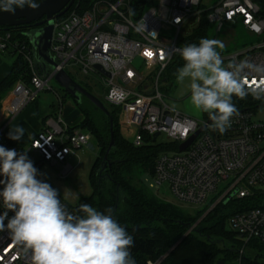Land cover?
Returning <instances> with one entry per match:
<instances>
[{
	"label": "built area",
	"instance_id": "obj_1",
	"mask_svg": "<svg viewBox=\"0 0 264 264\" xmlns=\"http://www.w3.org/2000/svg\"><path fill=\"white\" fill-rule=\"evenodd\" d=\"M132 2L101 0L83 12L74 9L55 18L49 51L56 66L45 77L34 67L32 47L14 40L10 30L0 27V51L23 55L33 71L30 83L17 82L0 107V145L26 152L40 173L38 179L46 182L41 172L45 167L57 168L59 175L66 177L73 170L68 156H78L76 150L89 144L94 138L90 131L68 126L57 111V117L47 119L25 149L9 139L5 128L40 91L53 90L50 81L59 71L77 68L79 73L97 75L102 81L105 101L119 107V130L126 140L141 146L149 138L157 142L164 137L161 143L169 148L156 160L151 188L166 183L177 198L203 207L210 204L208 210L229 197L264 193V122L255 120L252 111L240 110L231 127L220 134L210 128L208 119L197 120L170 107L160 90L176 55L174 49L201 21V0H153L140 15L133 11ZM258 12L259 6L252 0H220L210 7L207 19L216 25L217 32L225 24H242L249 33L260 36L264 35V18ZM222 57L225 66L241 60L264 63V40ZM203 125L190 146L180 151V145ZM60 197L70 212H76V206ZM3 211L0 205V213ZM228 222L230 231L244 244L264 242L263 207L244 209L230 216ZM161 259L148 260L147 264H159ZM0 264H31L30 254H25L6 232L0 233Z\"/></svg>",
	"mask_w": 264,
	"mask_h": 264
},
{
	"label": "trees",
	"instance_id": "obj_2",
	"mask_svg": "<svg viewBox=\"0 0 264 264\" xmlns=\"http://www.w3.org/2000/svg\"><path fill=\"white\" fill-rule=\"evenodd\" d=\"M97 1L101 0H75L64 15L74 9L83 12ZM152 1L134 0L133 11L140 15ZM252 1L259 6L258 16L264 18V0ZM203 9L199 25L192 34L180 40L179 46L198 44L201 38L213 39L207 19L210 7ZM35 28L30 24L6 29L12 32L14 40H22L32 47L26 33ZM12 52L16 55L15 64L10 75L0 83V99L15 82L20 80L30 83L33 75L25 57ZM183 63L176 54L167 69L168 74L175 77L176 70L182 67ZM36 71L42 73L40 68ZM80 84L92 92L86 84ZM66 96L69 94L66 93L64 99ZM75 102L83 114V119L73 129L90 131L98 146V156L89 173L92 193L82 197L76 208L83 203H88L100 211L112 207L117 221L126 227L135 240L131 253L136 264H147L148 260H157L169 251L160 264H218L219 261H224V264L228 261H236L238 264H264V242L252 240L244 244L233 232L226 229V221L233 214L255 206L264 208V193L219 202L189 234H186L208 210L210 204L190 213L156 197L139 178L142 172L154 176L158 156L169 147L153 141L152 138L147 139L141 146H135L126 140L119 130L117 106L106 105L104 102L110 112V115H106L85 96L80 100L75 99ZM233 103L239 111L252 112L264 105V101L248 98L241 100L237 97H233ZM110 117L114 122L115 145L108 154L111 165L107 164L102 170V162L111 141ZM205 119H208L207 115Z\"/></svg>",
	"mask_w": 264,
	"mask_h": 264
},
{
	"label": "clouds",
	"instance_id": "obj_3",
	"mask_svg": "<svg viewBox=\"0 0 264 264\" xmlns=\"http://www.w3.org/2000/svg\"><path fill=\"white\" fill-rule=\"evenodd\" d=\"M39 7L36 0H0V11ZM130 15L134 12L130 10ZM220 39L201 38L174 49L184 61L176 79L188 81L190 102L206 113L213 131L224 134L239 110L233 97L249 95L264 101V63L232 61L226 66ZM219 49L220 51H218ZM25 129L17 126L8 137L19 141ZM25 153L0 145V233L6 232L30 254L31 264H136L135 240L114 216V209L98 210L88 203L70 212L57 189L44 180ZM9 212L13 215L9 216ZM6 221V223H5Z\"/></svg>",
	"mask_w": 264,
	"mask_h": 264
},
{
	"label": "rangeland",
	"instance_id": "obj_4",
	"mask_svg": "<svg viewBox=\"0 0 264 264\" xmlns=\"http://www.w3.org/2000/svg\"><path fill=\"white\" fill-rule=\"evenodd\" d=\"M219 1L220 0H201V7L209 8L217 4ZM210 33L213 39H220L225 44V48L221 52V55H225L227 52L234 51L235 49L244 46V44L248 45L256 41L264 40V35L257 36L251 34L243 27L242 24H236L234 26L225 24L220 32H217L215 24H210ZM217 50L220 51L219 49ZM68 72L78 82L86 84L93 94H95L103 102H105L106 105H108V103L105 101L106 87L104 86L102 81L99 80V77L97 75L85 76L79 73L77 68H68ZM166 72L167 73H165L160 83V90L164 96L165 102L170 107L181 113L187 114L197 120H204L207 114L196 110L190 102V90L188 88V81L186 80L183 84H181L177 81L176 76L173 77L169 75L168 70ZM50 86L53 88V90L40 91L37 98L33 102H31V104H35V101L40 98V95L43 92H48V94L52 95L54 101L56 102V104H58V96L63 97L65 96L66 92L55 79H52L50 81ZM246 98H248L249 100H255L251 95ZM75 103L76 102L73 97H71L70 95L66 96V102L64 103L65 108L67 106H75ZM253 113L255 120L264 122V105L253 111ZM8 133L9 130L7 129V135ZM163 138L164 137L161 136L158 139L157 143H161ZM30 140L31 139L28 140L29 142H25L24 147L29 146ZM76 151L78 153V156L70 155L67 158V162L70 163V165L73 167V170L66 177L60 176L59 170L57 168L45 167L41 170L46 182L49 183L53 188L57 189L58 193L67 202L74 206L78 204V201L82 197H87L92 193L89 173L95 159L98 156V146L95 139L92 138L89 141L88 145L84 146L83 148L77 149ZM139 178L141 179L144 186L147 187L148 190L153 192L156 197L166 202L172 203L180 209L186 210L190 213H195L196 211L202 209L204 206L189 203L177 198L169 189V186L166 183L156 185L154 188H151L149 186V183L154 180V177L149 173L142 172L139 174ZM222 186L223 182L219 185V188H222ZM212 196L213 195H211V198ZM201 217L194 225H197L203 220L204 217ZM193 228H189L186 234H189ZM226 229L230 231L228 220L226 221ZM226 264H238V262L228 261L226 262Z\"/></svg>",
	"mask_w": 264,
	"mask_h": 264
},
{
	"label": "water",
	"instance_id": "obj_5",
	"mask_svg": "<svg viewBox=\"0 0 264 264\" xmlns=\"http://www.w3.org/2000/svg\"><path fill=\"white\" fill-rule=\"evenodd\" d=\"M75 0H42L37 2L39 7L35 10L25 6L23 10L17 8L15 14L9 12L0 11V27H15L20 25H34L36 28L26 33L32 45L33 55H34V67L40 68L41 74L45 77L48 72L53 70L56 66V62L50 54V45L53 34L54 19L62 16L69 8L73 5ZM96 68L101 72L106 73L100 65ZM54 79L60 84L64 91L76 100H80L82 96L89 99L97 108L103 111L106 115H110L109 110L105 106L104 102L97 97L92 92L88 91L79 82H77L73 77H71L66 70L59 71ZM208 123H211L209 119ZM205 128L203 125L192 137L187 141L183 142L179 150L183 151L190 146V144L195 140L197 135ZM110 135L111 141L107 148L104 160L102 162L103 169L106 165H111L108 160V154L111 148L115 145L114 138V122L110 117ZM158 134H155L154 140H156ZM231 197L227 198L225 202L230 200ZM211 210V209H210ZM210 210L205 212L201 218H203ZM170 252V251H169ZM165 254L160 263L169 254ZM159 263V264H160ZM218 264H224V261H219Z\"/></svg>",
	"mask_w": 264,
	"mask_h": 264
},
{
	"label": "crops",
	"instance_id": "obj_6",
	"mask_svg": "<svg viewBox=\"0 0 264 264\" xmlns=\"http://www.w3.org/2000/svg\"><path fill=\"white\" fill-rule=\"evenodd\" d=\"M15 60L16 55L12 51H0V83H2L12 72ZM17 82H15L2 96L0 99V107L6 103L10 92L13 90ZM58 101V104H56L52 95L48 94V92H43L40 95V98L35 101V104H27L14 118L9 121L5 128V132L7 133V129L10 131L11 129H15L17 126L24 127L25 136L21 140L17 141L19 145L24 147L25 142L34 137L36 133L42 129L47 119L57 117V111H59L58 117H60L68 126L74 127L79 124L83 119V114L79 108L76 105H73L72 107L67 106L65 108L64 103L66 102V98L64 99V96H58ZM27 147L29 146L24 148L27 149Z\"/></svg>",
	"mask_w": 264,
	"mask_h": 264
}]
</instances>
